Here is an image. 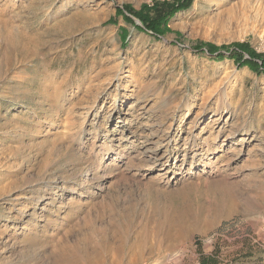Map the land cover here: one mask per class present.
<instances>
[{
	"label": "rangeland",
	"instance_id": "374dc122",
	"mask_svg": "<svg viewBox=\"0 0 264 264\" xmlns=\"http://www.w3.org/2000/svg\"><path fill=\"white\" fill-rule=\"evenodd\" d=\"M154 1L0 0V264H264V11Z\"/></svg>",
	"mask_w": 264,
	"mask_h": 264
},
{
	"label": "trees",
	"instance_id": "16d2710c",
	"mask_svg": "<svg viewBox=\"0 0 264 264\" xmlns=\"http://www.w3.org/2000/svg\"><path fill=\"white\" fill-rule=\"evenodd\" d=\"M190 2L191 0H156L152 5L143 4L139 10H134L129 5H124L122 11L125 12L127 20L134 18L143 29H150L155 35H160L163 32L162 26L165 28L167 18L177 9L184 8ZM208 47L209 52H217L215 46L209 45ZM231 47L237 50V52L230 54L237 62L247 64L253 69H258L261 66L264 70V54H257L246 49L245 43H235ZM245 52L249 53L248 59H243ZM200 264H219V262L215 257L202 256Z\"/></svg>",
	"mask_w": 264,
	"mask_h": 264
},
{
	"label": "bare ground",
	"instance_id": "6f19581e",
	"mask_svg": "<svg viewBox=\"0 0 264 264\" xmlns=\"http://www.w3.org/2000/svg\"><path fill=\"white\" fill-rule=\"evenodd\" d=\"M213 1L214 4L216 5H220L222 2V4L224 3L225 5L227 3H230V0H210ZM231 4V3H230ZM236 7L239 8V10L241 11V13H245L247 11H251V10H257L261 11V9L264 11V0H237L236 1ZM232 5H230L229 7H227L226 11L230 12V10L232 9ZM254 12V11H253ZM262 13V12H261ZM264 14V13H263ZM250 15V14H249ZM247 18V17H246ZM258 18V17H257ZM256 18V19H257ZM260 19V18H259ZM263 19V17H262ZM261 21V20H260ZM264 21V20H263ZM264 30V29H263ZM152 135H154V131L144 134L143 138L141 140L142 144L144 146H146L147 144H149L152 140ZM154 150V149H153ZM145 152V151H144ZM260 165V164H259ZM253 198V197H252ZM19 259V258H18ZM20 263V262H19Z\"/></svg>",
	"mask_w": 264,
	"mask_h": 264
}]
</instances>
